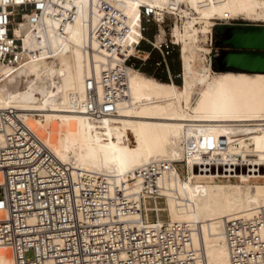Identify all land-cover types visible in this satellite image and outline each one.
Wrapping results in <instances>:
<instances>
[{
    "label": "bare ground",
    "instance_id": "6f19581e",
    "mask_svg": "<svg viewBox=\"0 0 264 264\" xmlns=\"http://www.w3.org/2000/svg\"><path fill=\"white\" fill-rule=\"evenodd\" d=\"M181 2L127 0L129 52L141 57L133 48L140 40L137 27L141 3L175 14L181 11ZM189 2L200 17L188 18L181 27L173 29L181 47V87L131 70L129 97L120 105L119 116L95 123L75 111L73 102L83 100L87 78L99 77L107 63L92 40L98 18L92 13L91 0H75L78 19L64 34L57 33L58 25L50 18L42 26L24 24L17 31L25 50L35 52L36 56L17 69H0V83L13 75L25 84L32 81L9 95L0 85V110L18 111L62 162L73 161L81 169L105 174L116 181L121 182L154 162H187L186 181L170 171L161 182L166 190V206L158 211L168 212L169 220H160L159 225H190L195 247L204 250L201 264H229L225 220L248 217L264 208V184H260L264 182V74L215 73L208 58L201 55L208 54L209 49L198 43L201 34L213 35V21L240 17L264 21V0ZM73 46L76 47L71 55L62 51ZM196 61L204 65L198 71L194 70ZM198 87L199 97L192 106ZM236 126L237 130L246 131L233 134L236 137L252 133L256 138L231 145L224 159L215 157L213 150L223 145V128ZM130 136L135 140L133 147ZM209 152L210 159L204 158ZM216 161L225 167L223 175L208 169ZM198 164L205 165L207 170L197 173ZM258 167L263 169L259 174ZM245 169L248 174L241 172ZM218 178L238 179L241 184L222 185L216 182ZM145 211L149 219L147 205ZM135 218L141 219V215ZM10 251L0 247V264H15Z\"/></svg>",
    "mask_w": 264,
    "mask_h": 264
},
{
    "label": "built area",
    "instance_id": "2783aa9c",
    "mask_svg": "<svg viewBox=\"0 0 264 264\" xmlns=\"http://www.w3.org/2000/svg\"><path fill=\"white\" fill-rule=\"evenodd\" d=\"M74 1L0 0V69H17L36 56L16 34L24 24L42 26L50 18L60 35L74 25ZM91 7L98 18L92 40L107 63L99 77L87 78L84 98L74 100L73 109L100 123L119 116L138 56L126 47L131 33L127 0H91ZM170 16L168 9L141 3L140 40L133 45L137 54L144 45L164 62L181 53L168 28ZM151 28L155 34L148 39ZM217 55L212 42L205 55L211 68ZM182 75L181 66L175 78ZM177 165L154 162L116 181L73 161L62 162L18 111L0 110V247L11 250L15 264H201L204 250L195 247L190 225H159L166 191L161 182L170 171L182 175ZM204 169L196 166L198 173ZM208 169L224 171L217 161ZM146 205L153 218H147ZM138 214L141 219L135 218ZM224 237L229 264H264V208L226 219Z\"/></svg>",
    "mask_w": 264,
    "mask_h": 264
},
{
    "label": "rangeland",
    "instance_id": "374dc122",
    "mask_svg": "<svg viewBox=\"0 0 264 264\" xmlns=\"http://www.w3.org/2000/svg\"><path fill=\"white\" fill-rule=\"evenodd\" d=\"M188 4H186V3ZM182 4L180 5V8H181V11H176L174 12L175 14H171L170 16V21H168V28H170L171 30H173L177 25L178 26H182L183 22H186L188 21V18H198L200 17V15L197 13L196 9H194V7L191 5V3L189 2V0H182L181 2ZM181 12H184L183 14H180ZM173 13V12H172ZM236 24H243V25H250V27L252 28H258V29H262L264 28V21H261V22H254V21H247L245 20L243 17H240V18H237L235 20ZM215 23V25L212 27V30H213V35L211 36L210 34H207V35H203L201 34V39L198 43V46L200 47H204L205 49H210L211 48V45H212V42L214 44V46H216V36H215V32H216V28L218 25L222 24V25H225L224 22L222 21H213ZM226 22V21H225ZM26 25V24H25ZM205 25H203L204 27ZM227 26V25H225ZM227 27H230V26H227ZM232 27V26H231ZM26 32V31H25ZM27 33V32H26ZM25 33V34H26ZM28 35V33H27ZM212 37V39L210 38ZM76 46H73L70 50H66L64 51L65 49H63L62 51L63 52H66L68 55H71L72 54V51H73V48H75ZM180 49L179 51L176 53V56H177V63L178 65L182 66V60H181V55H180ZM201 55L205 57V53L201 52ZM208 58V57H207ZM50 61H53V59H49ZM215 63V62H214ZM194 70L195 71H198L199 69H201L204 65L199 62V61H196L194 64ZM213 72L215 73H219L217 72L214 68H212ZM32 81V79L29 80L28 83H24L23 80L19 77H17V75H13L9 80L5 81V82H1L0 85H1V88L3 89V91L9 95L12 91H18V90H21L24 86H28ZM161 82V81H160ZM164 83V82H163ZM25 84V85H24ZM178 84H179V87L182 86L183 84V75H182V79H178ZM199 88L201 89V87H198V91L197 93L194 95V100H193V103H192V106L195 105L196 103V100L198 99V94H199ZM241 127V126H239ZM238 129V126L236 127H231L229 129H226V128H223V134H231V133H234V134H243L244 130H237ZM247 132H252V131H247ZM130 138V145L133 147L135 146V140L133 139L132 136L129 137ZM256 138V136H254L252 133L251 135L249 136H239V137H235L234 139H232V143L233 144H240V143H244V142H249L250 140ZM229 141V140H228ZM231 142V141H230ZM228 142L225 141V144L222 145V146H219L217 149H214V154L215 157L217 156H220L219 159H224L225 158V155L226 153H228V149L229 147L226 146ZM212 153L209 152L207 155H204V158H207V159H210V155ZM240 159V158H238ZM178 168L181 169V178L183 181H186L187 180V162H178ZM225 169V167H223V170ZM249 169V167H248ZM248 169H245L241 172H243L244 174H248ZM247 172V173H246ZM198 173V172H197ZM216 173V172H215ZM220 173L221 175L224 174V171L222 172H218ZM217 183H220L222 185H227V184H241L240 181L238 179H225V178H218ZM260 184H264V182L262 181ZM166 199H164V201H162V208H165L166 204ZM150 214V213H149ZM161 218L163 221H168L169 220V214L168 212H163L161 214ZM150 218H153V215L150 214ZM11 255H12V252L10 251Z\"/></svg>",
    "mask_w": 264,
    "mask_h": 264
},
{
    "label": "water",
    "instance_id": "95a60500",
    "mask_svg": "<svg viewBox=\"0 0 264 264\" xmlns=\"http://www.w3.org/2000/svg\"><path fill=\"white\" fill-rule=\"evenodd\" d=\"M218 55L213 68L219 73L264 74V28L218 25Z\"/></svg>",
    "mask_w": 264,
    "mask_h": 264
},
{
    "label": "crops",
    "instance_id": "0c3cea01",
    "mask_svg": "<svg viewBox=\"0 0 264 264\" xmlns=\"http://www.w3.org/2000/svg\"><path fill=\"white\" fill-rule=\"evenodd\" d=\"M155 34V29L151 28L146 37L152 39ZM141 57L133 60L135 64L136 71L143 73L149 77H152L158 81H164L166 83H178V80L175 78L181 71L180 66L177 63V56L174 54L170 58L166 59L165 62L158 52H151L150 47L144 45L142 47ZM231 133L230 141L236 136ZM237 138V137H236ZM225 144V138H223V145ZM222 146V145H221Z\"/></svg>",
    "mask_w": 264,
    "mask_h": 264
},
{
    "label": "trees",
    "instance_id": "16d2710c",
    "mask_svg": "<svg viewBox=\"0 0 264 264\" xmlns=\"http://www.w3.org/2000/svg\"><path fill=\"white\" fill-rule=\"evenodd\" d=\"M162 82H164V81H162ZM164 83H166V82H164ZM176 85L179 86L178 83H176ZM230 137H231V134H225V135H224L225 141H228V140L230 139ZM229 141H230V140H229ZM231 145H233V143H230V144L227 143V144H226L227 147H230Z\"/></svg>",
    "mask_w": 264,
    "mask_h": 264
}]
</instances>
